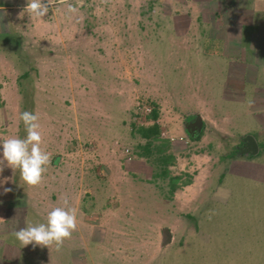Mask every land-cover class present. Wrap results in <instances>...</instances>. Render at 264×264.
I'll list each match as a JSON object with an SVG mask.
<instances>
[{
  "label": "rangeland",
  "instance_id": "1",
  "mask_svg": "<svg viewBox=\"0 0 264 264\" xmlns=\"http://www.w3.org/2000/svg\"><path fill=\"white\" fill-rule=\"evenodd\" d=\"M232 2L264 10L53 0L37 19L26 0H0V139L26 137L17 113L33 112L51 154L36 186L0 162V264H264V150L227 157L264 138V24ZM64 198L77 227L62 245L15 238Z\"/></svg>",
  "mask_w": 264,
  "mask_h": 264
},
{
  "label": "clouds",
  "instance_id": "2",
  "mask_svg": "<svg viewBox=\"0 0 264 264\" xmlns=\"http://www.w3.org/2000/svg\"><path fill=\"white\" fill-rule=\"evenodd\" d=\"M53 0H26L23 10L31 18H44L50 10ZM68 11L75 13L77 9L69 6ZM23 14V13H21ZM23 121L27 135L24 138L10 136L0 139V162L20 171L22 181L29 186L38 185L51 163V154L41 148L42 135L39 116L33 112L17 113ZM4 182L0 181V187ZM11 188H4L10 192ZM77 227V211L70 206L67 198L63 199V206L53 207L47 212L46 221L38 224H28L15 232V238L24 246L34 244L51 247L53 244L62 245L66 238H70Z\"/></svg>",
  "mask_w": 264,
  "mask_h": 264
},
{
  "label": "trees",
  "instance_id": "3",
  "mask_svg": "<svg viewBox=\"0 0 264 264\" xmlns=\"http://www.w3.org/2000/svg\"><path fill=\"white\" fill-rule=\"evenodd\" d=\"M234 5H235V3L232 2V5L230 6V7H232L233 10L238 11V12H241V13L242 12L245 13V14H243V17L245 18V21H243L244 24L247 23L250 26H253V25L255 26L256 25V27L257 26H260L261 24H264V22H263L264 21V10H262L261 12L260 11H252V12H249L248 13L247 12V9H246V8H248V6L242 5L244 7L241 8V6H239V5L238 6H236V5L234 6ZM261 19L263 20L262 21L263 23L260 22ZM248 76H250V75H248ZM151 118L152 119H156L157 118V112L155 110H154V113L151 115ZM142 128H143V131L145 133L144 135L147 136L148 138H151V137L153 138V136L155 138H157V139L159 138L158 137L159 136V130H158V127L157 126H153V127H142ZM203 133H204V131L202 130L199 134H196L195 136L190 137V140L197 141V140L201 139V137L203 136ZM255 136H257V135H255ZM257 138H258V136H257ZM259 140H260L259 141V147H260L259 153L256 154V155H249V156H247L248 158L253 159V158H256V157L262 155L263 150H264V138H262V139L259 138ZM242 142L239 145H236V146L233 145L232 148H230L229 154L227 155V157H230V158L236 157V158H238V157L245 156L244 154H242L240 152V146H241ZM165 143L166 142H164L162 145L165 146L166 145ZM178 179H179L178 177H173V181H175L174 183H177L178 182ZM5 224H7V223L4 222V226H5ZM0 259H1V263H3V262L8 263L7 260H5V257L4 256H0Z\"/></svg>",
  "mask_w": 264,
  "mask_h": 264
},
{
  "label": "water",
  "instance_id": "4",
  "mask_svg": "<svg viewBox=\"0 0 264 264\" xmlns=\"http://www.w3.org/2000/svg\"><path fill=\"white\" fill-rule=\"evenodd\" d=\"M189 131L194 134H199L203 129V120L200 116L196 117L188 126ZM244 145L240 147V152L247 153L249 155H256L260 151L259 144L253 135H247L243 139ZM164 244L169 242L170 233L168 229H164Z\"/></svg>",
  "mask_w": 264,
  "mask_h": 264
},
{
  "label": "crops",
  "instance_id": "5",
  "mask_svg": "<svg viewBox=\"0 0 264 264\" xmlns=\"http://www.w3.org/2000/svg\"><path fill=\"white\" fill-rule=\"evenodd\" d=\"M204 128V127H203ZM254 137L256 138V140H257V142H258V144H259V137L257 138V136H255L254 135ZM244 139V138H243ZM243 141V140H242ZM244 145V143L242 142V144H241V146L240 147H242ZM242 154H244L245 156H242V157H244V158H246V159H250V158H248L247 156H249V154L247 155V153H243V152H241Z\"/></svg>",
  "mask_w": 264,
  "mask_h": 264
}]
</instances>
